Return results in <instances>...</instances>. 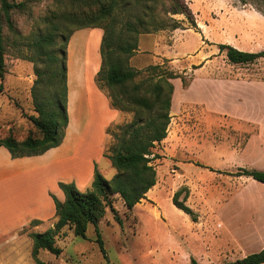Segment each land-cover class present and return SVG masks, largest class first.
Listing matches in <instances>:
<instances>
[{"label": "rangeland", "instance_id": "obj_1", "mask_svg": "<svg viewBox=\"0 0 264 264\" xmlns=\"http://www.w3.org/2000/svg\"><path fill=\"white\" fill-rule=\"evenodd\" d=\"M98 1L107 2L8 0L23 4L22 8L10 12L14 32L6 25L0 1L5 67L0 91V138L22 141L29 136H41L30 120L37 115L30 91L36 79L35 66H39L36 63L38 42L46 34L55 33V45L48 49L63 47L67 54L70 37L78 31V23L70 17L96 10ZM116 3L111 17L115 31L120 34L123 31L121 37L137 42V50L127 59V65L139 72L134 83L154 82L156 78L146 70L156 65L160 66L156 74L179 75L170 80L174 94L167 137L152 149L156 156L151 163L156 171L155 188L129 212L120 197L114 195L112 205L118 220L107 208L96 227L88 225L85 239L74 237L66 227L55 241L61 254L56 257L41 250L38 259L46 264H190L192 259L206 264L202 258L205 254L202 242L197 243L189 217L172 204V196L181 190V201L187 194L185 205L206 220L211 211L222 206H229L222 211V216L233 217L245 206L238 200L250 201L252 195L263 194L264 187L259 183L229 174L239 168L264 172L261 156L264 153V87L256 82L224 79L264 81V58L251 64H231L224 53H219L218 45L248 53L264 50V0H116ZM176 9L184 10L186 15H173ZM173 20L180 24L175 30L170 28ZM126 23L134 24L138 33L125 32ZM160 24H165V29L159 30ZM53 28H58L57 32ZM93 29L103 34L102 28ZM78 40L67 54L66 67L69 63V84L74 89L72 120L83 117L89 109L90 126L82 134L84 139L75 162L76 175L82 178L89 158L98 152L101 127L109 114L99 104L94 91L91 95L88 89L100 66L101 40L98 35L88 37L85 42ZM206 76L224 79L206 80ZM181 79L187 82V87L182 86ZM94 83L108 99L115 93L104 82L96 83V75ZM194 102L204 104V108L200 109ZM122 114L123 119L108 127L129 123L133 118V112ZM112 144L113 138L108 135L104 150H110ZM0 149L9 154L5 148ZM8 157L9 160L11 156ZM106 160L100 158L95 165L110 180L115 169L111 165L108 169L110 161ZM6 164L0 151V167ZM22 179V184L19 180L0 184V224L3 223L0 248L4 241L8 243L0 264H36L29 235L52 228L56 222L53 218L38 226L26 224L19 228L36 206L41 191L36 177ZM98 236L104 253L96 241ZM256 249V245H251L242 252Z\"/></svg>", "mask_w": 264, "mask_h": 264}, {"label": "trees", "instance_id": "obj_2", "mask_svg": "<svg viewBox=\"0 0 264 264\" xmlns=\"http://www.w3.org/2000/svg\"><path fill=\"white\" fill-rule=\"evenodd\" d=\"M0 1L6 25L11 32H14L10 12L22 8L23 4H15L8 0ZM95 3L98 4L96 10H89L81 15L74 14L70 19L78 23V30L102 28L103 34L99 46L100 68L96 73V83L104 82L114 90L115 93L109 96L110 106L120 112H133V118L129 123L107 128L106 132L113 138V144L110 150L108 148L104 150L103 156L115 169V174L110 180H106L95 165L90 188L86 191H79L73 183L58 184L64 195V201L59 202L52 197L56 222L52 228L44 232L29 235L32 240L31 255L36 264H46L38 259L41 250L56 257L61 254L62 250L56 246L55 241L64 228L71 230L74 237L85 239L88 225L96 227L104 217L107 208L114 219L118 220L117 212L112 205L114 195L120 197L128 212L145 198L146 193L156 184V171L151 164L156 156L152 149L166 138L170 123L171 98L174 91L170 80L179 78V75L170 72L156 74L160 67L156 65L146 70L156 78L154 82L145 80L134 83L139 72L127 65V59L137 50V42L121 37L123 31L121 34L115 31V22L111 20V17L117 7L116 0ZM172 14L186 15L182 9L173 10ZM179 25V22L173 20L170 28L175 30L179 28ZM163 29L165 24H160L159 30ZM57 30L58 28H53V31L57 32ZM124 31L133 35L138 33L137 27L131 23H126ZM55 38V33H48L38 42L36 63L39 66H35L36 79L30 91L34 111L37 114L30 120L41 136L38 138L29 136L22 141L12 137L0 138V147L5 148L12 158L40 155L59 146L62 142L68 120L67 54L63 47L58 50L48 49L55 45ZM218 49L219 53L225 54L229 63L235 65L251 64L264 58V50L248 53L224 44L218 45ZM200 66H194V69ZM4 74V37L0 26V91ZM181 82L183 87H187L184 79H181ZM229 175L247 177L264 184L263 171L239 168ZM180 195L181 190L173 194L172 204L196 221L197 214L185 205L187 194L179 201ZM38 223V221H31L30 226ZM96 241L104 253L99 236ZM263 263L264 249L224 264ZM191 264L198 263L192 259Z\"/></svg>", "mask_w": 264, "mask_h": 264}, {"label": "crops", "instance_id": "obj_3", "mask_svg": "<svg viewBox=\"0 0 264 264\" xmlns=\"http://www.w3.org/2000/svg\"><path fill=\"white\" fill-rule=\"evenodd\" d=\"M92 35H98L101 40L102 33L98 29H80L76 31L70 37V40L68 42L67 54L69 53L70 48L74 41L78 39H79L78 41H84V40L86 41L87 38ZM99 67L100 66H98V68ZM97 70L94 72V75H96V73L99 71ZM94 75L91 80V84L89 85L88 88L89 92L92 95V92L94 91L95 95L97 96V100L99 101V104H102L104 108L105 107L107 108L109 119L104 124H102L101 127L102 137L99 143L98 152L96 155L91 156L89 158V161L86 164V174L84 175V177L80 178L79 176L76 175L75 162H78L77 161L78 160L77 158L79 157V153H77V151L79 150L78 147H80V144H82V141L84 139L82 134L86 132V129H88L90 126L89 109L87 110L86 115H83V117L79 118L78 120L77 119L72 120L70 112L74 108V97L72 96V92L74 91V89H72L69 84V63L67 64V105H66L68 120H67V125L64 129V136L61 144L55 148H51L47 150L46 152L40 155L22 157V158L11 157L9 160H8L9 158L8 156L10 155L4 149H0L1 154L4 157V160H6L7 162L5 166L0 167V184L8 183V182L10 183L13 181H15L14 183H16L17 182L16 180H19L20 181L19 183L22 184L23 183L22 178L24 176H26V178L28 179L29 178L33 179L34 177H36L37 182H39L38 186L40 187L41 190L40 195L36 201V206L33 208V211L30 212V216L28 217L25 224L19 226V228L25 226L26 224L30 225L31 221H38L39 222L37 224L38 226L43 222L55 218V208L52 197H55L59 202L64 201V195L60 190L58 184L60 182L73 183L79 191L83 192L82 190L84 188L88 189L90 187L89 184H91L93 179L95 163L99 162L100 158L106 160V158L103 157L104 147L108 141V134L106 130L108 126H110L113 123H118L121 119L124 118V116L122 112L110 106L109 99L106 97L104 93H102L96 87L94 83ZM205 78L206 80L224 79V78H214L212 76H206ZM224 80L236 81L241 83L256 82L264 87V81L244 80V79H237V80L224 79ZM86 93L88 94L87 91ZM84 97L85 94L83 95V98ZM86 97H88V95H86ZM194 103L200 105V109L204 108V104L200 102L198 103L194 102ZM167 132H168V128H167ZM261 156L264 157V153H262ZM19 163H22V165H18ZM110 165L111 163L108 162L107 163L108 169H110ZM97 169L100 172V169L99 168ZM259 184L264 187V184L261 183ZM153 188L155 187H152L146 193L145 198L142 199L138 204L146 200V197H148L149 193L153 190ZM261 191L263 194H258L260 196L252 195L250 201L244 199L238 200V202L243 201L245 203V206L240 207V210L237 211V215L233 217L222 216L223 215L222 211L228 209L229 206H222L218 210L214 209L213 211H211L212 214L210 215V217H208V219L206 220L204 219L203 216L197 215V220L193 221L186 214L187 217H189L190 219L191 230L194 231L193 236L196 238L197 243L202 242V247H203L202 249L205 252L202 258H204L206 264H224L229 260H232L230 262H233L235 260L242 259L247 255L252 254L253 252L256 253L264 249V190ZM252 192L253 191H251V193ZM245 193L246 192H243V194ZM236 219H239L241 221H235ZM0 229H3V223L0 224ZM235 236H240V237L236 238ZM3 243L4 245L2 246V248H0V262L2 261V258L5 257V254H3L5 252L4 246L8 244L5 241ZM251 245H256L257 249L255 251L246 250L242 252L244 250V247H249Z\"/></svg>", "mask_w": 264, "mask_h": 264}]
</instances>
